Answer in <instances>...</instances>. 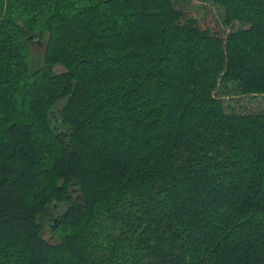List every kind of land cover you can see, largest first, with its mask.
Returning <instances> with one entry per match:
<instances>
[{
    "label": "trees",
    "instance_id": "obj_1",
    "mask_svg": "<svg viewBox=\"0 0 264 264\" xmlns=\"http://www.w3.org/2000/svg\"><path fill=\"white\" fill-rule=\"evenodd\" d=\"M202 1L0 0V264H264V0Z\"/></svg>",
    "mask_w": 264,
    "mask_h": 264
},
{
    "label": "rangeland",
    "instance_id": "obj_2",
    "mask_svg": "<svg viewBox=\"0 0 264 264\" xmlns=\"http://www.w3.org/2000/svg\"><path fill=\"white\" fill-rule=\"evenodd\" d=\"M175 5L179 9L194 11L196 16L203 20L204 22L210 21V15L220 14V11L215 5L210 3H205L202 0H174ZM239 25V24H236ZM235 26V24L233 25ZM232 26H226L225 28H230ZM46 48V38L42 39L41 42L35 41L31 47L30 59L32 68H37L44 64V52ZM62 65H55L54 71L61 72L64 71ZM217 95L225 99V103H231L235 105L239 112L243 113H264V95H244L241 93L240 88L234 83L222 84L217 90ZM45 236L53 240L51 229H46Z\"/></svg>",
    "mask_w": 264,
    "mask_h": 264
},
{
    "label": "water",
    "instance_id": "obj_3",
    "mask_svg": "<svg viewBox=\"0 0 264 264\" xmlns=\"http://www.w3.org/2000/svg\"><path fill=\"white\" fill-rule=\"evenodd\" d=\"M78 198H82V196L79 195Z\"/></svg>",
    "mask_w": 264,
    "mask_h": 264
}]
</instances>
